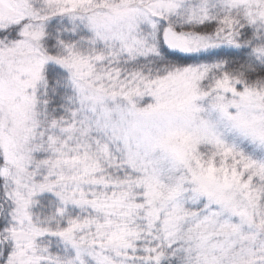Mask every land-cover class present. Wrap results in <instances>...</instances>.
I'll return each mask as SVG.
<instances>
[{"label": "snow or ice", "instance_id": "snow-or-ice-1", "mask_svg": "<svg viewBox=\"0 0 264 264\" xmlns=\"http://www.w3.org/2000/svg\"><path fill=\"white\" fill-rule=\"evenodd\" d=\"M0 264H264V0H0Z\"/></svg>", "mask_w": 264, "mask_h": 264}]
</instances>
